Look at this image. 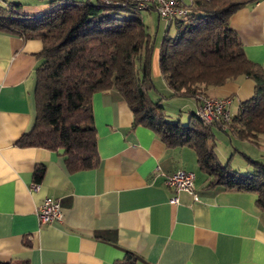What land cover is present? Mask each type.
I'll return each instance as SVG.
<instances>
[{"label":"crops","instance_id":"crops-1","mask_svg":"<svg viewBox=\"0 0 264 264\" xmlns=\"http://www.w3.org/2000/svg\"><path fill=\"white\" fill-rule=\"evenodd\" d=\"M40 12L38 7L33 15ZM229 25L246 56L264 67V0L244 4ZM41 47L38 38L0 29V262L121 264L130 252L136 264H264V211L256 194L210 183L191 147L168 146L149 127L134 126L115 89L92 95L96 167L69 171L61 149L20 146L35 119ZM253 93L254 82L245 76L205 89L208 96H229L231 115ZM179 99L180 107L193 106L190 115L196 111V98ZM224 131L260 152L253 157V151L234 149L247 159L246 172L251 160L264 162V134L252 142ZM211 139L215 151L214 133ZM39 163L45 172L34 183ZM178 169L194 173L192 192L175 193L167 184ZM47 196L58 200L60 220L38 219Z\"/></svg>","mask_w":264,"mask_h":264},{"label":"trees","instance_id":"trees-1","mask_svg":"<svg viewBox=\"0 0 264 264\" xmlns=\"http://www.w3.org/2000/svg\"><path fill=\"white\" fill-rule=\"evenodd\" d=\"M249 1L185 3V16L169 21L168 26L175 25V34L164 35L158 66L171 95L196 99L198 94H205L207 87L228 79H252V97L240 102L223 130L256 142L264 134V67L246 56L237 33L229 25L230 16ZM48 3V9L34 15L22 13L19 2L0 3L1 30L38 38L42 43L41 61L36 68L35 119L30 131L19 138L20 146L61 149L69 171L96 167L99 156L92 95L115 89L130 107L134 126L149 127L168 146L191 147L200 169L212 176L210 183L255 193L256 205L264 211V162L251 160L253 169L246 173L221 164L211 143L212 126L222 129L225 123H206L196 112L191 113L186 124L171 121L148 95L153 87L150 60L154 39L132 2ZM122 11L132 13L123 16ZM134 58L139 60L137 68ZM44 172V163L35 165L34 183L41 181ZM127 254L128 259L121 264H136L135 257Z\"/></svg>","mask_w":264,"mask_h":264},{"label":"rangeland","instance_id":"rangeland-1","mask_svg":"<svg viewBox=\"0 0 264 264\" xmlns=\"http://www.w3.org/2000/svg\"><path fill=\"white\" fill-rule=\"evenodd\" d=\"M72 1V0H66ZM84 1V0H79ZM95 1V0H93ZM184 3H188L189 0H182ZM19 2L21 3L20 11L22 13H26L28 15H33L34 11L39 8L42 11H45L49 7L48 0H0V3L3 5H9L10 3ZM132 12L122 11L121 14L123 16H128ZM137 15L141 18L143 23L146 25L148 33L154 39L153 50L151 54V80L153 83L152 89L149 90L148 95L151 99L156 101L158 108H160L166 115V119L171 121H179L182 124H186L189 121V118H192L190 112L193 111V106L188 105L185 108L180 107L181 99L179 97L171 95L170 88L167 86L164 81L158 66L159 59V46L165 34L168 36H173L175 34V25L171 23L168 27V23L165 19L158 16L157 11L155 9H137ZM133 65L137 68L139 66V60L134 58ZM215 97V96H212ZM229 97V96H227ZM230 98V97H229ZM231 99V98H230ZM190 100V99H189ZM189 104V103H188ZM214 133V140L216 142L215 151L218 160L221 164H226L229 162V165L233 169H239L242 173H246L247 169L244 165L248 164L247 159L243 156L240 151H235L237 149L244 151L245 153L259 155V151L256 149L257 147L249 146V145H241L248 144L238 141L235 138L230 139V133L226 132L222 129L217 128L216 126H212ZM243 146V147H242ZM246 146V147H244ZM240 147V148H238ZM253 148V149H251ZM253 151V153H252ZM258 159L259 156H257ZM262 161V160H261Z\"/></svg>","mask_w":264,"mask_h":264},{"label":"built area","instance_id":"built-area-1","mask_svg":"<svg viewBox=\"0 0 264 264\" xmlns=\"http://www.w3.org/2000/svg\"><path fill=\"white\" fill-rule=\"evenodd\" d=\"M132 2L138 9H149L152 5L159 17L166 21L175 17L185 16L188 12L182 0H104L106 4L125 5ZM196 114L206 123L227 122L230 120L231 99L227 96L212 97L205 94L197 95ZM223 124L222 129L225 128ZM167 184L174 189V192H192L194 186V173L187 170L178 169L167 177ZM35 186V185H34ZM171 202H176L177 197L173 195ZM37 216L40 222H50L60 220L61 208L57 199L47 196L37 208Z\"/></svg>","mask_w":264,"mask_h":264}]
</instances>
